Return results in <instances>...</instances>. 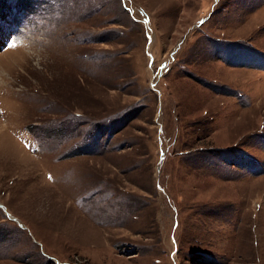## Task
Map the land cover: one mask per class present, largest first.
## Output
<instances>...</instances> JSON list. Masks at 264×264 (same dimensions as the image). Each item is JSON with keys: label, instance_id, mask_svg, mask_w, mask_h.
Returning a JSON list of instances; mask_svg holds the SVG:
<instances>
[{"label": "rangeland", "instance_id": "rangeland-1", "mask_svg": "<svg viewBox=\"0 0 264 264\" xmlns=\"http://www.w3.org/2000/svg\"><path fill=\"white\" fill-rule=\"evenodd\" d=\"M17 1L0 264H264V0Z\"/></svg>", "mask_w": 264, "mask_h": 264}, {"label": "trees", "instance_id": "trees-1", "mask_svg": "<svg viewBox=\"0 0 264 264\" xmlns=\"http://www.w3.org/2000/svg\"><path fill=\"white\" fill-rule=\"evenodd\" d=\"M17 2H18V3H17V7H19V6H21V5H24V6H25V5L27 4V3L24 2V0H18ZM19 8H20V7H19Z\"/></svg>", "mask_w": 264, "mask_h": 264}, {"label": "snow or ice", "instance_id": "snow-or-ice-1", "mask_svg": "<svg viewBox=\"0 0 264 264\" xmlns=\"http://www.w3.org/2000/svg\"><path fill=\"white\" fill-rule=\"evenodd\" d=\"M8 47H13V45L12 44H9Z\"/></svg>", "mask_w": 264, "mask_h": 264}]
</instances>
